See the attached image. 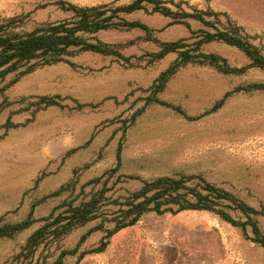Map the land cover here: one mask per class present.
Instances as JSON below:
<instances>
[{
	"label": "rangeland",
	"instance_id": "rangeland-1",
	"mask_svg": "<svg viewBox=\"0 0 264 264\" xmlns=\"http://www.w3.org/2000/svg\"><path fill=\"white\" fill-rule=\"evenodd\" d=\"M53 1L0 0V15L29 14L26 27L31 29L67 17L51 4ZM69 1L92 5L112 0ZM185 1L193 8L226 12L244 26L264 53V0ZM129 18L159 30L157 35L165 40L190 35L185 26L170 25L168 18L158 14L140 11ZM193 26L199 24L193 22ZM143 36L139 30L98 33L100 39L113 43L135 40L124 53L136 56L156 49ZM205 49L223 55L235 66L249 63L241 50L225 43L214 42ZM175 57L170 54L154 64L133 58L136 65L130 66L113 56L79 52L69 56L73 64L44 65L14 83V75L0 83V216L14 222L26 218L34 203L70 180L73 170L87 162L98 159L82 174L81 182L100 175L115 164L120 142L124 147L122 171L127 174L155 177L198 173L264 208V91L234 94L221 109L196 120L152 105L124 132L122 121L144 104L141 98L147 93L143 89ZM254 81H264V70L251 68L233 76L207 65H188L175 75L162 97L181 105L189 115L200 116L235 86ZM45 94H60L69 106L75 105L74 99L98 103L111 98L96 108L82 110L52 106L32 118L34 107H28L29 100ZM10 116L16 123L32 121L6 132L1 126ZM111 119L115 121L109 122ZM76 147H80L78 151L65 157ZM114 186L113 192L124 193L137 188L139 182L117 181ZM66 195L45 199L35 208V217L47 216ZM259 220L264 230V218ZM40 225L37 222L15 238L0 240V264H17L14 256ZM91 226L73 232L64 248L74 247ZM252 236L249 232L246 237L239 227L208 210L149 213L115 234L104 252L89 254L79 264H264V248ZM102 237L103 232H94L84 248L97 246ZM59 253L57 246L40 249L34 261L23 264H35L41 254L39 263L53 264ZM76 263L77 256L65 258V264Z\"/></svg>",
	"mask_w": 264,
	"mask_h": 264
},
{
	"label": "trees",
	"instance_id": "trees-1",
	"mask_svg": "<svg viewBox=\"0 0 264 264\" xmlns=\"http://www.w3.org/2000/svg\"><path fill=\"white\" fill-rule=\"evenodd\" d=\"M57 9L67 14V17L40 23L33 28H27L29 14L12 16L0 15V83L14 75L12 83L36 68L69 62V56L79 52H92L104 56H113L123 60L130 66H135L133 58L148 64H154L170 54L175 59L159 73L153 82L143 91L147 93L141 99L140 106L130 118L122 121L124 132L132 126L148 107L159 105L170 108L187 119L196 120L204 115L221 109L228 97L237 93L264 91V81H254L239 84L217 100L213 107L200 116H191L179 104L162 97L171 80L185 66L207 65L224 75L240 76L251 68L264 70V53L246 32L244 26L237 23L226 12L193 8L185 0H112L109 2L81 5L69 0H55L51 3ZM158 14L170 20V25H183L190 33L187 37L165 40L140 19L129 16L137 12ZM197 22L199 27H194ZM108 30H139L143 33L145 42L156 46L155 50L146 51L140 56L126 55L124 49L135 40L128 43L108 42L100 39L98 33ZM221 42L241 50L249 59L244 66H235L223 55L207 51L205 46ZM108 97L106 99H110ZM29 100L28 107L32 109V118L41 111L52 106L82 110L87 107L96 108L98 103L80 102L74 99L75 105L69 106L67 99L60 94H45ZM31 109V108H30ZM16 123L11 116L1 127L6 132L32 121ZM115 119L109 120L114 122ZM95 135L87 142L90 143ZM80 147L70 149L65 157H69ZM123 143L118 144L115 164L100 175L82 183V174L90 169L98 160L85 163L73 170V175L66 183L54 192L44 196L32 208L26 218L20 221L7 220L0 216V240L12 239L37 222L41 225L27 238L20 251L14 256L17 264L30 263L35 260L40 249L50 250L53 246L60 249L53 264H65L67 256H77V263L89 254L102 253L110 244L111 238L121 230L137 224L149 213L164 215L177 214L186 210H208L218 214L223 220L239 227L246 237L252 233V240L264 248V230L259 217L264 218V208H258L238 196L226 187L212 182L202 174L159 175L143 177L140 174L123 172ZM64 157V158H65ZM115 182L110 185L111 180ZM41 177L37 179V182ZM138 181L139 186L128 189L124 193L113 192L117 181ZM93 185L90 191L87 187ZM79 191L76 193L77 189ZM67 195L55 205L44 217H35L37 205L50 197ZM92 225L72 248H64V242L79 228ZM101 231L103 237L97 246L84 248L86 241L94 233ZM43 254L38 256L35 264ZM47 257V256H45ZM47 259V258H46Z\"/></svg>",
	"mask_w": 264,
	"mask_h": 264
}]
</instances>
